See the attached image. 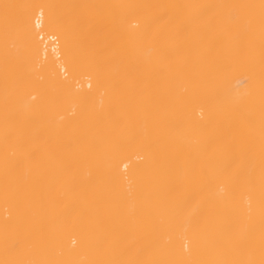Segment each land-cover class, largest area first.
I'll use <instances>...</instances> for the list:
<instances>
[{
	"label": "bare ground",
	"instance_id": "bare-ground-1",
	"mask_svg": "<svg viewBox=\"0 0 264 264\" xmlns=\"http://www.w3.org/2000/svg\"><path fill=\"white\" fill-rule=\"evenodd\" d=\"M0 264H264V0H0Z\"/></svg>",
	"mask_w": 264,
	"mask_h": 264
}]
</instances>
